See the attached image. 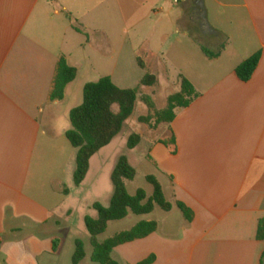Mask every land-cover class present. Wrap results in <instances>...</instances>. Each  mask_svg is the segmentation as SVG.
Returning <instances> with one entry per match:
<instances>
[{"label": "crops", "instance_id": "0c3cea01", "mask_svg": "<svg viewBox=\"0 0 264 264\" xmlns=\"http://www.w3.org/2000/svg\"><path fill=\"white\" fill-rule=\"evenodd\" d=\"M173 1L0 0V264H58L63 243L55 254L53 241L59 238L52 232L73 228V210L63 215L66 224L58 216L73 191L57 180L55 163L67 145L73 108L64 111V102L75 82L63 102H52L51 94L62 57L78 70V79L89 69L78 51L86 54L101 40L113 46L115 18L128 35L123 44L137 41L133 55L145 71L146 60L157 62L168 79L176 44L177 80L167 82L180 92L183 76L199 97L177 109L168 125L176 146L150 141L145 154L158 181H169L173 210L182 202L194 212L193 222L180 211L181 223L155 219L156 233L119 246L112 257L125 248L131 264L151 255L154 264H264V241L257 238L264 219V0ZM216 31L227 36L224 48ZM74 36L83 42L76 39L72 51ZM203 46L220 55L208 58ZM257 53V70L242 82L236 69ZM58 196L64 198L59 206ZM172 227L176 233L169 232Z\"/></svg>", "mask_w": 264, "mask_h": 264}, {"label": "trees", "instance_id": "16d2710c", "mask_svg": "<svg viewBox=\"0 0 264 264\" xmlns=\"http://www.w3.org/2000/svg\"><path fill=\"white\" fill-rule=\"evenodd\" d=\"M73 21L72 17H69ZM73 29L90 37L81 27L73 25ZM216 36L222 39V48L227 42V36L216 31ZM203 53L208 58H216L220 51L211 52L205 46ZM261 61V53L253 55L243 62L237 69L236 75L242 82H249ZM138 64L144 68L143 62L139 59ZM78 76V70L71 66L65 57H62L58 64L55 87L51 94V101L63 102L65 100L66 89ZM158 81L156 76L146 74L141 81L143 87H154ZM180 92L168 98V106L162 112L155 114L156 124H172L175 119L177 109L187 108L199 97L192 83L185 77H180ZM139 89H121L110 77H103L97 82L88 83L84 86L83 102L70 112L71 128L65 136L71 145L76 149V169L74 172L75 186L79 187L85 181L91 165L92 158L101 150L108 147L115 138L122 132L126 122L132 117L138 99ZM150 110L155 109V105L150 97L145 98ZM143 122H149L152 117L141 118ZM171 135L159 142L166 147L176 146L174 133L169 129ZM142 142L138 134H133L128 141V149H136ZM176 153V148L172 151ZM137 177L136 169L131 165L126 156H121L112 173L111 180L114 188L111 204L105 207L99 203L93 205L97 213V218L87 216L85 226L90 236V244L93 248L91 261L96 264H119L113 259L112 254L119 246L142 240L156 233L159 223L147 220L154 216L158 208L164 212L173 210L174 205L168 201L163 186L155 176H148L147 182L153 187L151 196L144 189H138L133 195L129 192L127 182H132ZM65 194L69 191L65 190ZM176 207L182 213L188 223L194 220V212L182 202H176ZM131 216L139 217L131 229L115 234L111 238L100 240L106 234L110 225L129 219ZM144 218V219H143ZM257 238L264 241V219L259 223ZM76 252L73 257V264H80L87 257L85 244L81 240H76ZM61 247V240L53 241V251L58 253ZM156 256L151 255L146 260L138 264H154Z\"/></svg>", "mask_w": 264, "mask_h": 264}, {"label": "rangeland", "instance_id": "374dc122", "mask_svg": "<svg viewBox=\"0 0 264 264\" xmlns=\"http://www.w3.org/2000/svg\"><path fill=\"white\" fill-rule=\"evenodd\" d=\"M174 4L177 3L174 2ZM174 7L177 10L179 9L177 5ZM100 19L97 21H101ZM103 21H107L106 17ZM61 22H63V20ZM114 24L115 25L110 31L111 36H113L111 42L113 46L107 44L105 40H101L100 44H97L98 49L90 47L86 54L83 51L77 52L78 60L82 66L88 67L89 69L83 72L75 81V88L70 91V98L64 102L66 103L64 111L71 107L75 108L79 103L82 104L83 90L86 84L97 82L101 78L107 76H111L116 85L121 89H139L137 105L132 117L126 122L122 132L108 147L104 148L93 157L89 173L80 189L74 186V175L72 173L76 166L74 159V151L76 149L65 139L67 145L66 148H63L64 153L60 154L57 151L55 163L56 178L66 186V189L69 190L70 188L73 191L72 197L63 203L61 207L62 212L60 215L58 214L59 217L63 218V222L66 224L68 220L63 215L67 209L73 210V215L71 219H69L73 228L67 226L60 229L57 228L52 232V235L58 236L57 238L62 240L63 243L60 256L56 260L58 264H73V257L76 252V240L83 241L87 253V258L81 264H96L91 261L93 248L90 244V236L85 226V218L87 216L97 218V213L93 209L91 203H99L105 207L110 206L114 192L111 176L121 156H126L137 171L136 179L132 182H127L129 192L134 195L138 189H144L148 195L151 196L153 194V187L147 182L146 178L151 175L155 176L156 171L153 165L145 159V154L149 148L148 142L166 139L171 135L168 124H156L154 118L156 113L162 112L167 108L168 98L179 92L180 89L178 85L173 86L168 84L169 81H173L174 83L177 80V74L174 71L178 63L176 44H171L169 53L171 66H169V72H167V79L165 73H161L160 65L157 62L146 60L148 71L138 66L132 51V47L136 46L137 41L132 38V47L130 45H124L123 42L128 35L123 32L122 22L115 18ZM94 35V42H96L100 34ZM71 39L70 50L72 51L77 43L76 39H81L83 42L82 36L80 38L74 36ZM128 42L130 43V41ZM112 49L114 50V58L110 56ZM140 55L144 59L143 54ZM85 56H88V61L86 62ZM149 70L156 72L153 74H156L158 84L154 87H143L141 86V81L146 74H150ZM146 97L151 98L155 105L154 110L149 109L145 102ZM147 117H152V120L149 122H143L141 120V118ZM60 121L65 122L63 118ZM64 124H67V121L66 123H62L61 126ZM133 134L140 135L142 142L136 149L129 150L128 141ZM161 185L163 186L168 201L174 202L169 181L161 180ZM63 200V196H58L54 201H56V205L59 206L62 204ZM154 219L161 223L167 221L181 223L182 215L177 208L170 212H164L158 208L155 212ZM139 220H141L139 217L131 216L124 221L112 223L106 234L102 236L100 240L103 241L113 237L117 233L131 229ZM175 227L177 226L175 225ZM175 227L170 228L169 232L176 233ZM113 258L119 264H131L134 262L132 258H129V250L125 248L124 250H118V252L113 255Z\"/></svg>", "mask_w": 264, "mask_h": 264}, {"label": "built area", "instance_id": "2783aa9c", "mask_svg": "<svg viewBox=\"0 0 264 264\" xmlns=\"http://www.w3.org/2000/svg\"><path fill=\"white\" fill-rule=\"evenodd\" d=\"M175 3H178V0H174Z\"/></svg>", "mask_w": 264, "mask_h": 264}]
</instances>
